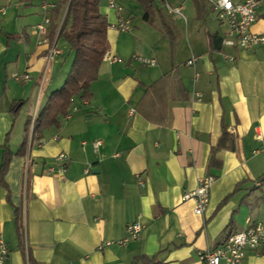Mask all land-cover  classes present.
Masks as SVG:
<instances>
[{
  "label": "crops",
  "instance_id": "crops-1",
  "mask_svg": "<svg viewBox=\"0 0 264 264\" xmlns=\"http://www.w3.org/2000/svg\"><path fill=\"white\" fill-rule=\"evenodd\" d=\"M42 1L0 0L1 264H201L198 251L264 224V44L224 45L225 24L205 0H166L185 19L163 0H152L149 19L137 2L116 0L128 31L110 26L114 11L100 0L108 50L122 61L101 59L88 96H73L61 124L45 129L37 145L32 118L73 57L68 50L60 62L59 38L67 43L58 35L66 8L59 0H48L56 28L49 24L47 41L38 42ZM250 30L264 34V0ZM52 44L59 52L46 64ZM191 55L199 56L194 65L186 64ZM23 71L28 79L10 78ZM224 130L230 139L216 147ZM60 153L62 175L50 170L62 164ZM206 174L214 181L195 214L182 195ZM134 222L135 238L106 243ZM241 263L264 264V245L246 248Z\"/></svg>",
  "mask_w": 264,
  "mask_h": 264
},
{
  "label": "built area",
  "instance_id": "built-area-1",
  "mask_svg": "<svg viewBox=\"0 0 264 264\" xmlns=\"http://www.w3.org/2000/svg\"><path fill=\"white\" fill-rule=\"evenodd\" d=\"M165 7L168 11L180 15L185 19L184 14L181 12L180 6H171L166 0H163ZM211 4L217 11V19L225 24L226 30L222 38V43L229 46H237L240 48L248 49L264 44V34L252 32L250 30L251 24L256 17V10L260 0H205ZM56 4L54 2L44 0L40 4L42 10V17L40 22L35 24L34 31L41 35L38 42H46L47 39L44 36L47 32V26L50 23V11L54 9ZM108 8L112 9L115 14V21L110 24L111 27L118 31H128L131 28L130 20L128 17L122 14V6L116 0H108ZM59 51L55 45H51L48 52L45 55L46 64L50 61L54 54ZM199 56L191 55L186 64L194 65ZM102 59H106L110 62H120L121 58L112 54L106 49L102 55ZM143 63L148 65H154V58H142ZM29 75L23 72H12L10 78L13 80H25ZM196 79V76L194 75ZM43 80V74L40 78V82ZM198 95V94H197ZM34 117L31 121V128L33 125ZM31 131V130H30ZM31 132L29 133V136ZM42 140L37 141V145H41ZM100 144L99 140L92 142L94 148ZM57 160L62 164L55 169H50L62 175L65 169V162L67 156L64 153L58 154ZM31 164L30 160L26 159L25 173L28 171V167ZM214 181L212 175L206 174L199 176L196 180L195 187L182 195V200L192 199L194 206L193 212L195 214H202L207 202L209 189ZM140 224L134 222L126 226L127 234L117 240L107 241L106 243L116 242L118 244H125L128 240L137 236L140 230ZM264 245V224L251 223L244 229L229 233L220 245L213 249H204L198 251V258L201 264H242L243 252L246 248L255 249ZM6 253L3 245H0V264Z\"/></svg>",
  "mask_w": 264,
  "mask_h": 264
},
{
  "label": "trees",
  "instance_id": "trees-1",
  "mask_svg": "<svg viewBox=\"0 0 264 264\" xmlns=\"http://www.w3.org/2000/svg\"><path fill=\"white\" fill-rule=\"evenodd\" d=\"M100 0H59L66 3L65 13L59 26L58 35L62 37L73 57L71 66L63 83L52 90L45 105L37 113L31 130V140H41L43 131L51 126L58 127L61 119L66 116L73 96L87 97V84L97 75V69L107 46L106 28L108 22L99 9ZM135 1L142 9V17L149 19L152 15V0H121ZM51 24V20L50 23ZM56 28V20L52 21L51 32ZM28 125L26 131L28 132ZM26 136L22 141L19 152L24 153ZM230 139L226 131L216 147H222ZM211 162L212 159H211ZM6 162H4L5 164ZM2 164V167L4 166ZM17 219V230L22 237L20 216Z\"/></svg>",
  "mask_w": 264,
  "mask_h": 264
},
{
  "label": "rangeland",
  "instance_id": "rangeland-1",
  "mask_svg": "<svg viewBox=\"0 0 264 264\" xmlns=\"http://www.w3.org/2000/svg\"><path fill=\"white\" fill-rule=\"evenodd\" d=\"M67 3V2H66ZM66 3H64V4H62L61 5V7L62 8H64V6L66 7ZM154 3L156 4V5H158V6H161L160 4H159V1L158 0H154ZM171 6H172V4H171ZM64 11V10H63ZM161 12L163 13V14H165V17L167 18V17H169V16H171V15H169V14H167L166 12H165V9H162V7H161ZM183 14L185 13L184 11H181ZM61 44H64V48H62L63 49V54H62V56H60V62H62L65 58H66V51L68 52V50H69V48H68V46L65 44V42L61 39V38H59V41H58V46L60 47L61 46ZM57 47V46H56ZM69 52H70V50H69ZM69 54H71V53H69ZM52 62V61H51Z\"/></svg>",
  "mask_w": 264,
  "mask_h": 264
}]
</instances>
